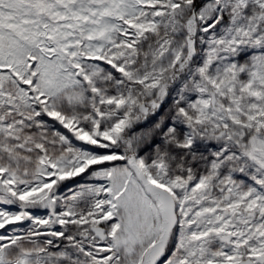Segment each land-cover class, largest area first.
<instances>
[{
    "label": "snow or ice",
    "instance_id": "6c2138e0",
    "mask_svg": "<svg viewBox=\"0 0 264 264\" xmlns=\"http://www.w3.org/2000/svg\"><path fill=\"white\" fill-rule=\"evenodd\" d=\"M0 264H264V0H0Z\"/></svg>",
    "mask_w": 264,
    "mask_h": 264
}]
</instances>
